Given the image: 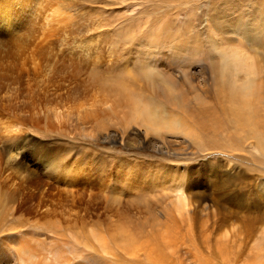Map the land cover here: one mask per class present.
I'll return each mask as SVG.
<instances>
[{
    "label": "bare ground",
    "instance_id": "obj_1",
    "mask_svg": "<svg viewBox=\"0 0 264 264\" xmlns=\"http://www.w3.org/2000/svg\"><path fill=\"white\" fill-rule=\"evenodd\" d=\"M76 1L73 4L66 3V0H0V188L6 191L5 198L3 193L4 199L0 198V249L10 248L7 242H15L18 236L20 229L11 225L12 219V222L26 221L24 229H37L34 234L42 233L40 241L31 240L38 247L20 251V255L19 250L10 251V260L18 254L23 264H37L41 260L42 248L39 246H46L44 258L50 254V244H46L44 234L56 235L66 231L69 232V239L75 240L91 254L90 261L83 257V263L76 264H95V256L104 260V264H115L114 260L122 259L131 263L145 259L146 264H169L168 256L178 255V238L165 241L163 237H151L146 243L144 237L137 234L133 222H130L132 229L123 225L127 222L126 217L133 213L130 208L121 207L116 201L108 205L107 199V195L119 187L126 189L134 204L132 206L146 209L152 201L148 193L152 185L167 182L166 176L151 170L164 169L165 166L157 163L155 168L136 159L125 160L121 155L113 157L110 151L123 148L133 155L136 149H143L149 150L150 154L168 156L173 149L171 147L179 144L180 150L192 149L201 153L212 150L206 154L209 155L216 153L218 147L215 144L227 146L230 154L237 158H243L245 153L264 160V118L258 117L259 114L264 116V78L258 77L257 66L247 55L221 39L223 44L218 47L224 45L230 50L225 54L217 51L220 67L209 75L212 87H208L204 79L199 84L194 83L190 69L193 60L199 59L196 51L189 57H183L178 68H174L182 57L178 48L164 53L146 51L147 54L137 50L129 55L124 49L115 54L109 46V26L101 23L96 32L98 25L95 22L86 21V25H77L75 20H80L77 16H81L84 7L96 4L95 0ZM86 2L89 4H84ZM102 3L107 9L112 5L111 0ZM261 6L263 9L259 11H264V5ZM128 9L130 5L125 7L126 11ZM101 11L104 12L103 9ZM110 11L108 9V13ZM153 14H158V10H153ZM258 22V18L254 23L252 21L251 27L253 31L263 33L264 27ZM68 24L73 28L67 29ZM194 44L198 45V42ZM172 53L173 59H168L167 66L173 75H166L163 72L167 68L164 60ZM176 69H179V77L172 71ZM137 72L141 74L138 81ZM210 93L216 100V104L211 106L208 103ZM210 119L221 120L216 129L219 133L213 138L209 136L214 132ZM226 122L228 134L224 133ZM32 134L63 135L67 147L51 152L53 158L49 159L45 154L48 151L42 150L43 146L36 143ZM149 135L163 141H166L164 136L177 138V141L158 145L148 138ZM207 139L212 142L213 148L207 147ZM238 143L239 148L232 151L231 148ZM248 146L253 147L247 150ZM82 148L93 149L94 152L102 150L106 156H103L101 168L94 167L90 161L85 166L78 161H70L74 151L77 149L79 152ZM37 155L40 156L34 166L31 163ZM232 155L221 156L231 161L234 159ZM107 158L111 160L108 166L105 165ZM93 183L99 185L101 196L90 195L92 190L88 187ZM162 192L164 190L154 195L155 200H159L158 195ZM96 199L100 200L106 213L113 214L116 223L110 222L105 215L107 230L102 233L104 236L90 239L81 233L86 223L81 213L87 215L94 211ZM174 206L186 208V225L188 231L193 230L189 226L191 220L187 216V202L181 192ZM54 211H66V218L61 222L66 227L55 226L50 218ZM134 215H141V212ZM222 215L221 225L215 216L211 219L209 215L210 226L196 235L202 247L209 240L205 235L207 232L210 236L222 225L225 226L226 215ZM144 221L150 222L149 219ZM76 224L81 226L80 233L71 231ZM200 227L202 224L197 225V228ZM261 231L259 234L263 236L264 229ZM235 233L238 237V232ZM191 238L195 264H219L218 258L228 260L223 249L217 247L210 253H202L198 249V240ZM95 242H100L101 246L96 247ZM236 242L235 246L242 247ZM161 243L164 245H159ZM220 245L225 247L223 243ZM166 250L172 252L168 254ZM3 256L5 258L0 256V264L9 255ZM254 260L253 264H258ZM40 264L51 263H47L46 258Z\"/></svg>",
    "mask_w": 264,
    "mask_h": 264
},
{
    "label": "rangeland",
    "instance_id": "obj_2",
    "mask_svg": "<svg viewBox=\"0 0 264 264\" xmlns=\"http://www.w3.org/2000/svg\"><path fill=\"white\" fill-rule=\"evenodd\" d=\"M68 1L73 4L77 2L76 0H66V3H68ZM103 1L104 0H95L96 4H89L88 2L89 5L87 2L84 3L87 4L88 7H84L85 10H83L84 12L81 13V16H77L80 20L77 18L75 20L78 21L77 25H86L87 22H95V24L98 25L95 27L96 32H98L97 29L99 28L97 27H100L99 25H101V23L109 26V28H111L109 35L110 39H108L111 43L109 46H111L115 54H120L124 49H127V55H129L136 53L137 50H142L143 54H147L146 51H148V53H150V51H154L155 53L161 51L164 53L168 52L169 49L172 51L173 48H178L182 56L181 61L179 60L174 64V68H178L182 65L183 57H189L192 52L196 51L199 59L193 60V65L190 69V73H193L192 78L195 80L194 83L199 84L201 80L204 79L206 85L212 87L210 85L212 82L209 79V75L215 73L220 67L218 52L220 54H225L230 50V47L226 49L224 45L221 48L218 47L224 42L231 47H235L242 54L247 55L250 60L256 64V70L259 73L258 77L260 79L264 78V32L253 31L251 27L252 21L254 23L257 18L259 20L258 24L264 27V11H259V9H263L261 5H264V0H111L112 5L108 6V9H111L109 13L107 7H104L102 3ZM128 5H130V9L126 11L125 7ZM100 8L103 9L105 13L102 12ZM153 10H158V14L154 15ZM84 13L86 15H84ZM138 13L140 14L138 15ZM80 17H82L83 20H81L82 18ZM68 28H73V25L68 24L67 29ZM219 39H221L222 42H220ZM196 42H198V45L194 44ZM150 44H152V46H150ZM156 45L158 46L157 50L155 49L157 48ZM193 45L196 47L194 46L192 48ZM184 49L187 50L183 55L182 52ZM168 59H173V53L164 60L166 61L165 66L169 64V62H167ZM172 71L176 72L175 74L177 77L180 76L178 73L179 69ZM163 72L166 75H173V73L169 71L168 66L167 68L165 67ZM140 78L141 74L137 72V81L140 80ZM208 103L210 106L216 104L215 97L212 93L209 94ZM258 117L264 118V116L260 114ZM163 118L166 119L168 117ZM217 118L219 119V117ZM220 121L221 120L215 121L214 119H210V124H214V132L209 134L211 138H213L214 134L219 133L216 129ZM227 124L226 122V130H224L226 134L229 132ZM32 135L35 136L36 143H41V146H43L42 150L48 151V154H45L49 159L53 158L51 152L60 151V149L62 150L67 147V141L63 135ZM148 138L155 141L158 145L163 142L177 141V138L171 139L167 136H164L166 141L156 136L149 135ZM206 141H208L207 147L213 148L212 142L208 139ZM216 144H218V141H216ZM214 146L218 147L215 149L216 153H211L209 155L206 154L212 152V150L204 153L195 152L192 149L180 150L179 144L175 147H171L173 149L168 156H164L161 153L150 154L149 150L143 149H136L133 155L123 148L120 150L116 148L111 151L109 150L113 157L121 155L120 157L125 158V160L132 161V159H136L143 165L150 163V167L156 168L158 167L157 163H162L165 166L164 169H152L151 171L160 172L164 177L166 176L167 182L155 183L152 185V188L148 191L152 201L146 209H137L135 206H132L134 204L130 195L125 191L126 189H121L119 187H115V191L107 195L108 205L116 201L117 205L119 204L121 207L125 206L126 208H130V211L133 213L126 217L127 222L123 225L132 229L133 226H130V222H133L137 229V234L144 237L146 243L151 240V237H163L165 241L178 238V242H176L179 245L178 255H176V257L169 255V264H195L192 257L194 252L191 249V242L189 239L192 236L195 238L191 239L195 241L198 240V249L202 253H210L215 247H217V249H223L224 253L228 255L229 258H227L228 260L218 258L217 262L219 264H253V259H256L254 261H257L258 264H264V235L260 236L259 234L262 232L261 230L264 229V160H258L245 153L242 155L243 158H237L230 154V148L227 146H218L215 144ZM239 146L240 143H238V145L235 144V147H232L231 150L235 151ZM252 147L253 146H248L246 149L250 150ZM92 151L93 149L82 148L81 151L77 152L76 149L73 153L75 155L70 157V161H78L77 163H80L81 166H85L90 161L94 167L99 169L106 155L103 154L102 150L98 152L93 151L94 154H92ZM223 154L227 156L232 155L234 159L229 161L221 156ZM39 156L40 155H37L36 158L32 160L31 164L36 166V161ZM109 162H111V160L107 158L105 165L108 166ZM137 182H139V178H137ZM60 187L64 189L62 185H60ZM88 188L92 190V192L90 191L91 196H101L99 194V185L95 186V183H93L92 186ZM160 190H164V192L158 195L159 200H155L154 195L158 194ZM180 192L187 202V216L191 220L189 226L193 228V230L190 231H188L189 227L186 225V208L181 209L180 207L174 206ZM0 193V198L2 193L5 194V198V189L0 188ZM61 197L63 201L64 194H62ZM4 198L2 196L1 199ZM61 212L54 211L52 213L53 216H50V218L52 217L55 226L64 228L67 225L61 222L62 219L66 218V211ZM136 212H141V215H134ZM217 213H219L220 216ZM208 214L212 217L211 219L215 216V218L218 219L219 225H221V215H226V218L224 217L225 226L222 225L221 229L218 228L217 231L210 236L207 232L205 235L209 237V240L205 241V247H202V245L199 244V237L196 235H199L200 231H204L205 227L210 226L211 219L209 222ZM81 215L86 221L82 231L80 229L81 226L78 224L73 226L71 231L79 233L81 231V233L83 232L82 234L88 236L90 239H99L101 236H104L102 233L107 230L105 215H107L110 222L116 223L113 214L106 213L104 206L101 205L98 199L95 201L94 211H90L87 215H84L82 212ZM216 216L219 217L217 218ZM144 219H149L150 222L146 223ZM13 222L11 219V225L14 224L13 226H15L17 230H20H18L19 233L15 238V242H7V244L9 243V246H11L10 248L1 247L0 256L4 257L3 254L9 255L8 258L4 259L2 264H23V262L18 259V254L20 255L22 251L34 248V246L38 247L36 242L42 239V233L34 234V231H37V229H24L26 221L14 220ZM33 223L34 220L31 224L33 225ZM201 224L202 227H204H200L201 229L197 228V225ZM235 231L238 232V237H236ZM68 234V231L65 233L59 232L56 235L49 232L44 234L46 244H50V254L48 256L45 255L44 258L46 246H39L42 248V255L39 256L41 260L39 262L37 261V264L45 261L46 258L47 263L51 264L83 263V257L89 260L91 254L76 243L75 240L69 239L67 236ZM225 234L226 237L224 238ZM230 238L232 239L230 240ZM28 240L30 241L28 242ZM31 240H36V242L32 243ZM63 240L65 241L63 242ZM235 242L237 245L241 244L242 247L238 248L235 246ZM56 243L59 244L57 245ZM220 243H223L225 247L220 245ZM94 244L96 247L101 246L100 242H95ZM159 245H164V243ZM239 249H241V254ZM11 250H19V253L10 260ZM110 252L117 253L115 250H110ZM166 252L170 254L172 251L166 250ZM94 258L95 264H104V260H100L99 256H95ZM142 258L143 256L140 257V259ZM114 263L146 264L148 262L143 259L139 263H131L127 261V259H122L119 261L114 260Z\"/></svg>",
    "mask_w": 264,
    "mask_h": 264
}]
</instances>
